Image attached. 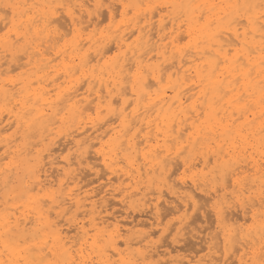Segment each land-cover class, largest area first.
Listing matches in <instances>:
<instances>
[{
  "label": "bare ground",
  "instance_id": "obj_1",
  "mask_svg": "<svg viewBox=\"0 0 264 264\" xmlns=\"http://www.w3.org/2000/svg\"><path fill=\"white\" fill-rule=\"evenodd\" d=\"M111 1L121 7L120 20L85 32L100 14L102 0H0V28L8 25L0 36V264H138V259L159 255L146 247L120 250L121 229L128 231L127 223L104 213L110 203L105 194H118L121 202L132 198L141 193L144 178L165 186L172 198L167 200L157 188L153 202L144 200L151 201L146 206L150 213L158 215L160 203L176 200L173 211L185 212L180 223L189 204L195 205L194 191L208 193L209 179L220 181L218 188L210 186L218 197L230 178L233 191L228 196L246 214V200L251 211L254 199L261 201L264 0ZM5 5L20 6L15 20L13 9ZM113 11L108 9L111 21ZM22 22L18 38L16 28ZM68 32L71 36L64 39ZM15 58L24 59L17 63L27 67L24 74L2 78L3 64ZM5 125L11 132L6 133ZM89 130L96 133L91 138ZM58 138L64 141L59 144ZM56 143L72 152L56 159ZM176 158L183 169L195 167L196 158L203 168L209 160L212 166L206 174L192 175L189 184L180 178L172 190L177 184L172 186L169 176ZM96 164L104 167L111 187L81 189L80 166H89L96 175ZM247 175L248 186L243 181ZM112 178L120 180L118 185H112ZM225 196L214 206L218 219L227 222L221 228L225 253L242 241L241 249L248 250L244 255L258 264L264 251V209L252 211L249 228L234 226L232 214H227L231 219L223 215L232 202ZM60 220L68 224L65 229ZM149 237L123 243L128 249ZM237 261L242 264V257Z\"/></svg>",
  "mask_w": 264,
  "mask_h": 264
},
{
  "label": "rangeland",
  "instance_id": "obj_2",
  "mask_svg": "<svg viewBox=\"0 0 264 264\" xmlns=\"http://www.w3.org/2000/svg\"><path fill=\"white\" fill-rule=\"evenodd\" d=\"M89 2H91V1H89ZM113 4H115V5H113ZM89 5H88V7H90L89 9L92 10V6H89ZM108 9H111V10L113 9L114 10L113 12L115 13V16H114L115 18H113L112 21L109 19ZM120 9H121V7L116 1L102 0V6L99 8V11L101 10L99 12L100 14H98V16L96 15V17H94V19L92 18L91 21L93 23L90 24L86 28L85 32H89L92 29H94V31H100L101 29L107 28L110 24L118 22L120 20V18H121ZM83 15H85V14L83 13ZM5 16H8V15L5 13ZM61 17L63 19H65V20H62ZM61 17H60L61 18L60 20L62 22H66L65 25L68 28L66 18H64L65 16L63 17V14H61ZM83 20H84L83 25H85L87 23L86 22V18L84 17ZM96 21H97V24L94 26ZM62 22L60 23V26H62ZM0 25H1V23H0ZM7 26L4 27V28L3 27L0 28L1 29L0 30V36L5 33L4 31L7 30ZM63 28L65 29V27H63ZM67 28H66V30H64L65 32L67 31ZM96 28H97V30H96ZM60 29H61V32H63V29L61 27H60ZM70 36H71V33L68 32V35H66V37L64 36L63 38L64 39H68ZM183 38L184 37H182L181 40H180V42H182V43L184 41H186V38H184V39ZM110 43H108V44H110ZM111 45L112 44H110V46ZM111 53H112V50H110V52L108 54H111ZM6 57H7V61H8V59H10V57L7 56V55H6ZM16 60L17 59L15 58V59L11 60L10 62H7V64H5V63L3 64L2 68H4L5 71H3L2 75H1L2 78H5V79H16V78H18L21 75V73L24 74L23 71L25 69H27V67L24 66V65L23 66L21 65V66L17 67L18 64H21V63L24 62V59L23 58L22 59L19 58L18 61H16ZM9 64H10V66H9ZM11 64H12V66L14 65L13 67L16 66L17 68L16 67L14 69L10 68ZM8 69H10V70H8ZM3 125H4V123L2 124V126ZM4 127L6 128V133L11 132L10 130H12V127L7 128L6 125ZM90 133H92L91 130L87 131V134H90ZM95 134L92 133L90 135V138L93 135H95ZM58 139L60 140V142H57L59 144H61L62 141H64V139H62V138L61 139L58 138ZM57 143L53 146V148L57 149V150L54 151V154H53V157H56V159H60L63 156H66L68 153L72 152V150H67V149L60 150V149H58L56 147ZM60 147H61V145H60ZM96 147H97V144H95L92 148L94 149ZM92 148H91V150H93ZM1 151H0V153H1ZM92 154H93V152L91 151L90 155H92ZM181 156L184 157V156H186V154L185 153H181ZM94 159L92 158L91 161L94 162ZM5 160H7V159L6 158L2 159V161H5ZM176 160H179L178 163H177V161L175 162V159L173 160L174 164L177 163V165H175L176 169H175V167L173 169L174 165L172 164L173 166H172L171 169L174 172L171 170V173H170L171 176H169L170 177L169 178L170 179V184H172V186L174 184H177V185H174L171 188L172 190H174L177 186L180 185V178L185 179L187 181V184H189V178L192 175H196L194 177H197V176L199 177L200 174H204V173L206 174L208 172V170L210 169V167L212 166V161L209 160L210 162H208L207 167L203 168V165H201L199 159L196 158L194 160V162H197L198 164H196V166L193 167L194 169L193 168H191V169H183V167L181 165H180V167L178 165V164H181L180 159L176 158ZM98 162H99V159H95L94 163L99 164ZM91 165L92 164L90 163V166ZM101 166L102 165H97L96 167H95V165L93 166L94 170H98L96 175H95V173H94L92 168L90 170L88 169L89 166H86V167L80 166L83 169L82 170H78L81 173V174H79L81 176L80 177L81 179L79 180L80 182L78 181V186H82L81 189L86 190L88 192L98 191V190H100L102 188L105 189V188L111 187V185H110L111 183L108 180V175L105 174L106 173L104 171L105 169H103L104 167L103 166L101 167ZM84 168L87 169V171ZM91 170L93 171V173H92ZM102 170H103V172H102ZM196 172H198V173L196 174ZM88 173H89V175H88ZM246 173L249 174V172H246ZM102 174H103V176H102ZM99 175H101V176L98 178L97 176H99ZM244 175H245V173L243 175H241V176L243 177ZM82 177H83V179H82ZM246 179L250 180V176L247 175V177L244 178L243 181L245 183L248 182V180H246ZM111 181H112V185L116 186V185H118L120 180H116V179L112 178ZM206 183L207 184L205 185V187H206V189H209L208 193H201L200 194V192L193 190L194 193L198 197L195 196V198H194L195 205L189 204V206L187 208V211H186L187 216H185V218L181 221V223L179 222V219L182 217L181 215L183 213H185V212H183V211L174 212L173 211V207L172 206H177L179 204V203H174V201L176 202V200H174L172 203L170 201H167V203L166 202H164V203L162 202L163 206L160 203L159 208L160 207H162V208H160V210L158 211L160 213V214L158 213V215H154L153 213H150V212H153V211H149L150 209H147L146 206H148V204L150 205L149 202H151V201H147V202L145 201L146 203L144 204V200L150 199L153 202L154 201V197L157 195V188H160V189L162 188L161 190L164 192V197H165L166 194L168 195V189L165 186H161V185L156 184L155 181H153V183L151 184L149 181L146 180V178H144V182L139 184L141 193H139L138 195L133 196L132 198L124 199L123 200L124 202L123 201L121 202V196L118 195V194H116V195L115 194L114 195L105 194L104 198L108 199V200L106 199V203H109V202L110 203L107 206L108 207L107 212H104V213L105 214H111V213L115 214L117 219L121 220V221L119 220L120 224H125V222H126L127 225H125V226H126V228H129L128 231H126V230L124 231V229L123 230L121 229V231L123 232L122 233L123 237L122 236L119 237L120 238L119 239L120 240L119 241L120 242L119 243L120 250H122V251L124 250V252H125V251H134L137 248H139V249H142L143 251H146V248H147V250L150 248V250H148L149 252L151 250H153V249L154 250L156 249L159 252V255H155V256L153 255L154 257H146V259L144 258L143 261L138 259L137 260V262L139 261L138 264H176V262L179 263V261L180 262L183 261L182 264H194V263H196V264H212V263L213 264H222V263H224V264H232V263L233 264H240L237 261V259L240 258V257H242V259H243V263L242 264H254V263L251 262L250 259H248V257L250 255H244V252L248 251V250L246 249V247H245V250L241 249L242 241L240 243L237 242V244H236V241H235V245L232 246V247H234L233 250H235V251H233L232 248H231V250L228 251L229 255L227 253H225V250H224V248L222 246V243H221V228L227 222L226 221H221V220L218 219V217L216 216V214L214 212V206H215L216 200L218 202V200L220 199V195L222 193H224V192L226 193L225 199L227 198L228 201H232L235 204L236 201H234V200L229 198V196H230L229 192L233 191V186H232V184L230 182V178H227L225 180V183L226 184H230V185H228L226 187L225 191H218L217 192V194H219L218 197L213 195V192H212V189L210 188V186H211L212 183H215L214 187L218 188L220 181L218 179H215V182L214 181L212 182V180L209 179V180L206 181ZM93 186H95V187H93ZM246 186H248L247 183H246ZM254 189H255V186L252 187V190H254ZM102 193L104 194V192H102ZM142 193L143 194L145 193V196H143ZM103 194H100L99 196H101ZM168 197L169 196H167L165 198L167 200H171L172 199L171 197H169V198ZM208 197H210V199ZM116 200H118V201H116ZM253 202H256L257 204L254 203V205L252 206V211L260 212V211H262L264 209V200L262 201V198H261V201H258L257 199H254ZM260 202H261V204H260ZM231 203L229 202V206L230 205L231 206H230V208H227L225 210L223 215H225V213H226L225 216H227V214H229V215L232 214V216H231L232 220H230V222H232V223L234 222L233 223L234 226H241L242 228H245V229L249 228L250 226H252L254 224V219H252L253 217H251V215L253 216V214H252L251 209L249 208L250 205L249 204L247 205L248 201L246 200L244 202V204H245L244 207L245 206L247 207V210H246V207H245V211H247V214L242 211L243 209L238 206V203H236L235 206L233 205V203L232 204ZM165 205H168V206H166V208H164ZM148 208H149V206H148ZM115 209H116V211H114ZM73 210H74V207H72L66 213L65 217H69L72 214ZM230 210L232 212L228 213V212H230ZM206 211H207V213H206ZM161 212H163L162 215H161ZM139 213H143V214H141V216H140ZM144 213H145L146 216H144ZM236 214H237V216H236ZM163 215H165L164 218H163ZM193 215H195V216H193ZM208 215H209V217H208ZM229 215L226 217V219L227 218L231 219L229 217ZM197 216H198V218H197ZM81 217H83L82 214L78 213L77 218L81 219ZM87 217L88 216H86L84 218V222H85L86 226H88V223H87V219L88 218ZM212 218H214V219H212ZM194 219H197V220H194ZM130 220H132L133 223L130 222ZM122 221H125V222H122ZM174 221H176V222H174ZM63 222L64 221L60 220L59 224L61 225L62 228L65 229L68 226V224L65 223V222L63 223ZM145 222H146V224H145ZM152 222H154V223H152ZM173 222H174V225L172 224ZM186 222L188 224H186ZM182 225H184V226H182ZM171 226H172V230H171ZM204 226H206V227H204ZM149 231H150V233H149ZM185 231H187V232H185ZM73 232L74 231H70L68 233V235H70L71 237H74L75 233H73ZM183 232H184V234H183ZM191 233H193V234L191 235ZM146 234H150V237L146 238L145 241L139 243L140 245L139 244H135V243L134 244L131 243V246L127 249L126 245L123 243V239H131V238L133 239L134 237H137V236H140V235H146ZM163 234H165V236ZM187 236H188L189 239L191 238L190 241L187 238ZM213 241L214 242L216 241V242L214 243ZM146 243L149 244V245L147 246ZM218 243H219V245H218ZM215 245H216V247H215ZM193 246H194V249L192 248ZM141 247H143V248H141ZM215 248H218V249H215ZM139 249H137V250H139ZM220 249H221V251H220ZM160 253H162V254H160ZM213 255L215 256V258L213 257ZM229 256H230V258H229ZM188 260H190V263H187ZM198 260H200V261L197 263Z\"/></svg>",
  "mask_w": 264,
  "mask_h": 264
},
{
  "label": "snow or ice",
  "instance_id": "obj_3",
  "mask_svg": "<svg viewBox=\"0 0 264 264\" xmlns=\"http://www.w3.org/2000/svg\"><path fill=\"white\" fill-rule=\"evenodd\" d=\"M5 7L13 9V20H15V15H16L15 9L17 7H20V6L19 5H5ZM57 7H63V6L62 5H58ZM20 14L22 16L24 15L23 12H21ZM54 14H55V12H54ZM48 22L51 23V18H49ZM23 26L24 25H23V22H22L21 25L16 28V32H17L18 38H19L20 27H23ZM262 27H264V25H262ZM9 35H10V33H9ZM261 103H264V96L261 97ZM261 131H264V127H262ZM261 198H262V200H264V185H262ZM258 264H264V251H262V253H261V256H260V259L258 261Z\"/></svg>",
  "mask_w": 264,
  "mask_h": 264
}]
</instances>
